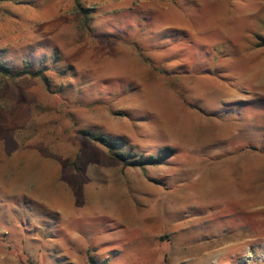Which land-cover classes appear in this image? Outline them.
Instances as JSON below:
<instances>
[{
    "label": "rangeland",
    "instance_id": "1",
    "mask_svg": "<svg viewBox=\"0 0 264 264\" xmlns=\"http://www.w3.org/2000/svg\"><path fill=\"white\" fill-rule=\"evenodd\" d=\"M0 64V264H264V0H0Z\"/></svg>",
    "mask_w": 264,
    "mask_h": 264
},
{
    "label": "trees",
    "instance_id": "2",
    "mask_svg": "<svg viewBox=\"0 0 264 264\" xmlns=\"http://www.w3.org/2000/svg\"><path fill=\"white\" fill-rule=\"evenodd\" d=\"M0 74L2 75H5V76H8L12 79L14 78H17V77H20V76H23V75H26L29 76V77H32V78H35V77H38L41 79V81L45 84V85H48V81L46 79V77L44 76V72L39 70V71H34V72H27V71H19L17 73H14L12 74L11 71L6 68L4 65L0 64ZM87 135L89 136V138L93 141H96V142H99L101 145L107 147L110 152H111V148H110V143L109 141L106 139V138H103V137H96L94 135H92L91 133L89 132H86ZM160 155L157 156V157H153V156H148L146 158H143L141 161H130V162H126V158L124 156V154L122 153H114V156L119 159L120 161L123 162V164L125 166L127 165H130L131 167H138V168H142L145 167L146 165H152V166H155V165H159L162 163V161L168 157L171 153V150L170 149H163L160 151ZM90 264H99V263H96L94 260H91L90 261ZM100 264H106V262L102 261V263Z\"/></svg>",
    "mask_w": 264,
    "mask_h": 264
},
{
    "label": "crops",
    "instance_id": "3",
    "mask_svg": "<svg viewBox=\"0 0 264 264\" xmlns=\"http://www.w3.org/2000/svg\"><path fill=\"white\" fill-rule=\"evenodd\" d=\"M195 122H196V123H195L194 125H196V126H197V125H198V124H197V122H198V121H197V120H195Z\"/></svg>",
    "mask_w": 264,
    "mask_h": 264
}]
</instances>
